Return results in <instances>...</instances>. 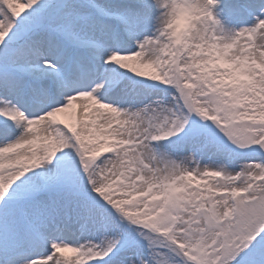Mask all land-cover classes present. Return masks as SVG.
Returning <instances> with one entry per match:
<instances>
[{"label": "snow or ice", "instance_id": "6c2138e0", "mask_svg": "<svg viewBox=\"0 0 264 264\" xmlns=\"http://www.w3.org/2000/svg\"><path fill=\"white\" fill-rule=\"evenodd\" d=\"M214 2L0 0V264H264V19Z\"/></svg>", "mask_w": 264, "mask_h": 264}, {"label": "rangeland", "instance_id": "374dc122", "mask_svg": "<svg viewBox=\"0 0 264 264\" xmlns=\"http://www.w3.org/2000/svg\"><path fill=\"white\" fill-rule=\"evenodd\" d=\"M231 2L232 0H219L218 4L212 6L214 15H217L218 10L223 7V5H221L222 3L229 5ZM249 2H253L250 7L244 3H241V6L233 9L229 16L225 15V18L219 17V20L225 29H233L238 31L244 27L252 26L256 22V16H264V0H249ZM251 8L255 10V12L250 13Z\"/></svg>", "mask_w": 264, "mask_h": 264}, {"label": "clouds", "instance_id": "9594fccd", "mask_svg": "<svg viewBox=\"0 0 264 264\" xmlns=\"http://www.w3.org/2000/svg\"><path fill=\"white\" fill-rule=\"evenodd\" d=\"M197 3H203V0H196ZM219 0H215L214 5L218 4ZM213 5V6H214ZM212 12V17L214 18L218 29L220 30V33L223 37H229L232 32H239L240 30L236 31L233 29H225V27L222 25L221 21L218 18V14L214 15L212 8L210 9ZM192 12L190 10L182 11L179 15V17L176 20L177 23V31L179 32L181 29H184L188 26L189 22L192 20Z\"/></svg>", "mask_w": 264, "mask_h": 264}, {"label": "bare ground", "instance_id": "6f19581e", "mask_svg": "<svg viewBox=\"0 0 264 264\" xmlns=\"http://www.w3.org/2000/svg\"><path fill=\"white\" fill-rule=\"evenodd\" d=\"M241 3H244V4L248 5V7H250L253 2H249V0H238V1L232 0V2L229 5L222 3L221 5H223V7H221V5H220L221 9L218 10V13H217L218 18L219 17L225 18V15L229 16L233 9H236V7L238 8L239 6H241ZM250 10H251L250 13L255 12V10H253L252 8ZM261 18L264 19V16H261Z\"/></svg>", "mask_w": 264, "mask_h": 264}]
</instances>
